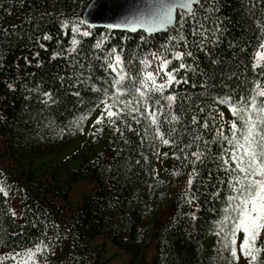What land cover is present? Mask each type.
<instances>
[{
    "label": "snow or ice",
    "instance_id": "obj_1",
    "mask_svg": "<svg viewBox=\"0 0 264 264\" xmlns=\"http://www.w3.org/2000/svg\"><path fill=\"white\" fill-rule=\"evenodd\" d=\"M79 2L15 0L24 12L0 27V49L26 43L10 64L0 51V120L19 93L26 127L84 134L91 120L93 141L107 128L111 155L90 162L114 193L105 210L123 207L125 186L151 192L173 159L185 181L171 226L189 240L210 230L211 264H264V0H139L91 43L97 24ZM144 194L130 193L122 222ZM79 249L74 224L0 171V264H83Z\"/></svg>",
    "mask_w": 264,
    "mask_h": 264
},
{
    "label": "trees",
    "instance_id": "obj_2",
    "mask_svg": "<svg viewBox=\"0 0 264 264\" xmlns=\"http://www.w3.org/2000/svg\"><path fill=\"white\" fill-rule=\"evenodd\" d=\"M89 1L80 0L75 6L78 15ZM0 4L7 8L9 0H0ZM12 4L13 11L10 15L0 10V27L20 23L19 17L24 8H17L15 0H12ZM92 31L94 35L87 38L90 43L99 39L100 34H108L103 26H97ZM234 34H238V29ZM25 43L26 40L14 41L11 51L0 49L9 64L21 55ZM22 106V98L17 93L3 109L5 119L0 120V171L10 181L15 180L26 186L31 197L48 209L62 226L75 225V231L79 233L78 254L83 258V264H106L100 248L91 242V239L99 235L110 238L114 245L129 254V261L124 264H211L215 236L210 230L189 240L186 225L179 224L175 228L171 226L172 218L179 215L181 206L178 205V198L185 181L183 175H170L176 161L169 158L156 165L161 183L151 192L146 190L143 182L135 189L131 186L119 189L117 186L124 205L105 210L104 202L114 196V193L102 183L98 171L90 162L99 153L111 155L109 141L114 146L115 138L111 137L108 129L105 128L96 141L91 140V152L83 154L77 167H70L65 163L62 165L65 171L61 172L58 170L59 165L51 161L56 154L51 152L57 145L65 144L67 133L63 136L53 134L54 130L43 126L47 121L26 127L21 120ZM54 118L56 124L63 127L72 119V115L61 109ZM79 180L90 181L92 192L84 195L80 201H70L71 192ZM142 189L145 194L141 197L139 206L133 208L129 219L122 222L130 193L137 195ZM183 211L188 209L184 207Z\"/></svg>",
    "mask_w": 264,
    "mask_h": 264
},
{
    "label": "rangeland",
    "instance_id": "obj_3",
    "mask_svg": "<svg viewBox=\"0 0 264 264\" xmlns=\"http://www.w3.org/2000/svg\"><path fill=\"white\" fill-rule=\"evenodd\" d=\"M95 113L93 114V118ZM91 120L87 122L90 124ZM85 125L84 134H75V135H65V144L62 146L57 145L53 150L52 154H55L52 157V162L59 165L58 170L64 172L65 169L62 167L63 164H67L70 167H77L80 163V160L83 157V154H89L91 152L90 143L92 138L87 134L89 128ZM92 192V184L88 180H79L75 185L70 195V201H80L82 197L88 193ZM93 244H96L100 248L103 260L106 261V264H124L129 261V254L114 245L110 238L99 235L91 239Z\"/></svg>",
    "mask_w": 264,
    "mask_h": 264
},
{
    "label": "water",
    "instance_id": "obj_4",
    "mask_svg": "<svg viewBox=\"0 0 264 264\" xmlns=\"http://www.w3.org/2000/svg\"><path fill=\"white\" fill-rule=\"evenodd\" d=\"M139 0H90L82 9L81 13L93 20L97 26L110 22L118 15L125 13L130 6L138 3ZM95 3V6L89 8L88 5ZM95 18V19H93Z\"/></svg>",
    "mask_w": 264,
    "mask_h": 264
}]
</instances>
